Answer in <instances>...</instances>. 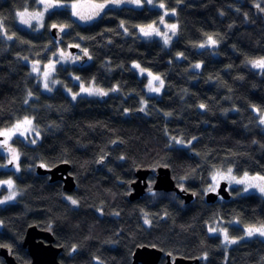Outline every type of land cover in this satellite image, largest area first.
I'll use <instances>...</instances> for the list:
<instances>
[{"label": "trees", "instance_id": "obj_1", "mask_svg": "<svg viewBox=\"0 0 264 264\" xmlns=\"http://www.w3.org/2000/svg\"><path fill=\"white\" fill-rule=\"evenodd\" d=\"M155 2L165 7H109L88 24L75 20L66 5L48 11L43 28L33 29L22 27L16 13L40 8L37 0H0V131L31 116L40 132L35 143L13 139L19 174L0 170V179L12 176L19 193L0 208V248L10 247L18 262L31 260L22 244L35 224L63 247L61 264H132L141 245L172 257H198L202 264H264L263 239L240 240L225 258L221 237L208 229L220 217L231 237L242 238L246 226L264 222V197L236 187L229 199L210 203L204 195L215 170L264 176V72L248 63L264 57V0ZM161 16L177 25L169 46L138 32L139 26L159 25ZM53 25L65 26L60 40L50 32ZM208 36L217 44L207 45ZM71 42L89 59L58 65L60 83L77 91L75 74L109 94L73 100L62 86L41 89L28 62L46 63ZM133 60L161 75L160 96L147 94L129 66ZM62 162L71 166L73 192L36 171ZM158 165L170 167L176 184L194 193L191 203L151 189L126 198L136 170Z\"/></svg>", "mask_w": 264, "mask_h": 264}, {"label": "rangeland", "instance_id": "obj_2", "mask_svg": "<svg viewBox=\"0 0 264 264\" xmlns=\"http://www.w3.org/2000/svg\"><path fill=\"white\" fill-rule=\"evenodd\" d=\"M38 4L40 5V8L38 9H35V11H32V10H26L27 12L29 13H42V17L38 18V19H33L31 20L30 24L28 25H25V24H21L20 22V19L19 17L16 15V21L22 26V27H26V28H33V29H41L43 28L44 26V17H45V14L50 11L51 9H56V8H61V7H64L66 5H68L70 7V9L72 10V15H73V11L74 9L72 8V5L73 4H76L77 5V8L75 9V11L79 12L81 15H89L91 14L93 11H94V8H93V5H98V4H106V7L101 10L100 14L106 9V8H109V7H120V5H126V6H134V7H141L145 4L151 6H157L160 8V4L158 2H155V0H152L151 3L148 2V0H140L139 3H136V0H121V2L119 3H109L108 0H104V1H94V0H77V1H73V2H70V3H63L59 0H37ZM47 3H51L53 4V7L51 8H46V4ZM25 11V10H24ZM18 12H22V11H18ZM167 12V11H165ZM168 15H169V12H167ZM99 15L95 16L92 20L90 21H84V20H81L79 18V16H74V19L81 22L82 24H88L89 22H92L94 20H96V18L99 17ZM155 27H157L161 33H164V32H167L168 35L172 38L174 35H172L171 33V30L166 28L165 25L166 24H174V23H171L170 21H168L166 19V17L164 18V24H159L157 25L156 23H153ZM149 25V24H148ZM141 27H144L146 30H147V25H142V26H139L137 27L138 28V32H139V35L141 37H144V38H147V39H152L153 37L154 38H158L161 40L163 46H169V44L171 43V39L169 41L168 44H165L164 43V39L162 36H157V35H152V36H149V37H145L141 31H140V28ZM60 30H63L59 27ZM177 29V28H176ZM70 46H75V47H78L76 44L74 43H68V44H65V46H58L57 50H56V54L53 58H51L50 60H48L46 63H41L39 61L35 62V61H29L28 64H30V73L34 76H36L37 80L39 81V84L41 85V89L46 92V93H49V92H52L53 90H55L56 88H58L59 86H62L63 90L66 92L67 95L71 96V98L73 100L81 97V96H85L87 98H101L103 95H89L87 92H82L81 91V87L83 86L84 88H89V89H99V90H103L105 93L109 94V91L99 87L96 83H94V81L91 80V82L89 83H84L82 82L81 80H79V78L73 74V78H74V81L79 84V88L77 91H73L72 89H69L67 87H64L61 83H60V80H58V78L56 77L57 74H56V71H57V67L58 65H63V66H68L69 64H75V63H78V58L80 56V53L76 52V53H71L70 50H69V47ZM61 54H63V57L65 58H62ZM33 64H37L38 66V69L39 71L37 72H34L32 70L33 68ZM49 64H53L54 67L52 68L51 72H50V75L48 77V80H47V83H48V86H49V89H45L44 87V83H45V78H44V72L48 71V69L45 67L46 65H49ZM134 64H138L140 67L137 68V67H134ZM201 66L200 63H197ZM131 70H135L137 75L142 78L144 81H145V85H144V89L145 91L147 92L148 95H152V96H155V95H158L160 96L162 94V92L164 91V80L162 79L161 75L156 73V72H153L152 70H149L145 67H142L140 65V63L136 60H133V62H131L129 64ZM194 68L197 69L194 65ZM200 68V67H199ZM141 69H144L145 71L142 73L141 72ZM151 72L153 76H159L161 80H163V87L160 86V83L159 81H154L153 82V87H161V90L159 93H156V92H150L149 89H148V81L151 77H149L148 73ZM78 78V79H77ZM75 94H78V95H75ZM75 95V98H73V96ZM143 102V105L146 104L145 101H142ZM264 115V114H263ZM27 117V116H26ZM25 117H22L20 119H18V121H22ZM28 118H30L32 120V128L34 129L33 131H30V132H27L25 133V135L21 136L19 135V133H16L14 135L11 136V138L8 139V142L7 144H4V137L3 136H0V153L3 155L4 157V161H0V170L3 169V170H7V169H10L12 168L14 172H16L17 174L20 173V153L18 150H16V148L12 145V141L15 137H21L23 139L26 140V142L28 143H32V141H38L40 140V132L38 130V128H36V125H35V122H34V118H32L31 116H29ZM18 121H16L14 124H16ZM14 124L8 126L7 128H2V130H5V129H8V128H11ZM176 140H181L180 138L179 139H173V142L176 143ZM177 144V143H176ZM179 145V144H178ZM183 145H187V143L184 142ZM10 149H15V153L18 155V158L10 163L9 161H11L13 159V153L10 151ZM227 169H222V171L220 172H223L225 174H227ZM217 170L213 171L212 172V176H211V183L208 187L205 188L204 192H207L209 187L211 185H213V175L216 174ZM232 175L235 176L237 179L243 177L244 174L242 175H238L236 173H234V171H232ZM249 176H257V175H260L258 173H255V174H251V173H248ZM262 176V175H261ZM218 178V184L215 185V189L218 188L220 186V182H222L224 179H219ZM8 180H11L13 182V189L15 192H16V197L15 199L13 200H9V201H6L4 203H0V208L1 206H4V205H7L13 201L16 200L17 196H18V190H17V186H16V182H14V178L12 176H10V178H6V179H0V182H3V181H8ZM227 181L228 185L231 187V188H238V191L241 193V194H245V193H257L259 195H261L262 197H264V193H261L259 191V189L257 188H250L248 191H244L245 189V185L243 184H237L235 182H232L230 183L228 180H225ZM10 194V189L8 187V185L6 183H0V201L4 200L5 197H7L8 195ZM144 221H148V219H146L145 217L143 218ZM148 223V222H147ZM230 224H236V222H231ZM258 225V224H257ZM208 229L210 228H213V227H217L218 229H221V230H227V233L229 235V232H228V226L225 225L224 221L220 218V217H214V219L212 221L209 222L208 224ZM247 227V226H246ZM245 230V228H244ZM210 232V231H209ZM212 234H218L221 239H222V244H223V248L225 249V258L227 257V254H228V251H229V248H231V246H233L234 244H229V245H225L223 243V240H224V237H223V234H222V231H217L215 233L213 232H210ZM230 238H234V237H231L229 235ZM261 238L264 240V236H260V235H253L251 237H248L245 235V231H244V234H243V237L242 238H235L237 240V242H239L240 240H246L248 238ZM236 244V243H235Z\"/></svg>", "mask_w": 264, "mask_h": 264}, {"label": "water", "instance_id": "obj_3", "mask_svg": "<svg viewBox=\"0 0 264 264\" xmlns=\"http://www.w3.org/2000/svg\"><path fill=\"white\" fill-rule=\"evenodd\" d=\"M50 32L55 40H60L62 31L57 27H53ZM71 53L79 52V49L75 46H70ZM81 55L78 62L85 64L89 59V54L85 50H80ZM85 52L87 54H85ZM104 160H99L98 167ZM36 171L39 174L49 175V180L61 181L63 184V190L67 192H73L76 186V180H74L71 174V166L68 162H62L52 167H46L37 165ZM150 175L154 176V181L149 183ZM135 179L130 183L131 190L128 192L127 199L130 201L139 199L148 193L149 189L155 192H174L177 196L183 198L185 204H189L194 200L195 196L193 192L188 191L184 187H180L176 184L175 178L171 173L170 167L166 165L148 166L147 168H138L134 173ZM207 202L213 203L219 196L223 199H229L231 197L228 189L227 181L220 182V186L217 191H208L205 194ZM22 246L25 247L30 256V262L24 264H61L59 261V254L62 252L63 247L54 244V234L48 229H41L37 225L30 226L26 232ZM132 264H159L164 251L158 249L155 246L141 245L135 248L133 251ZM0 257L4 259L5 264H22L16 260L13 256L12 249L8 246H2L0 248ZM166 264H200L201 260L198 257L187 258L182 256H175L171 259L170 254H166Z\"/></svg>", "mask_w": 264, "mask_h": 264}, {"label": "snow or ice", "instance_id": "obj_4", "mask_svg": "<svg viewBox=\"0 0 264 264\" xmlns=\"http://www.w3.org/2000/svg\"><path fill=\"white\" fill-rule=\"evenodd\" d=\"M109 3H119L121 2V0H108ZM140 0H136V3H139ZM149 3L152 2V0H148ZM53 7V4L51 3H47L46 4V8H51ZM106 7V4H98V5H93L94 11L89 14V15H81L79 12L75 11V9L77 8L76 4L72 5V8L74 9L73 11V15L74 16H79V18L81 20L84 21H90L92 20L95 16L99 15L101 10H103ZM161 8H164L165 5L163 3L160 4ZM261 11H264V9H261ZM168 13L165 12V15H167ZM172 14H175V10H172ZM16 15L19 17L21 24H25L28 25L30 24L31 20L33 19H38L40 17H42V13H29L26 10L22 11V12H17ZM155 23V22H154ZM160 24H164V17L161 16L160 20H159ZM53 27H56V25H53ZM65 26H61V29H63ZM166 28L171 30L172 35H175L176 33V28L177 25L175 24H166L165 25ZM3 29V23L0 22V30ZM141 33L145 36V37H149L152 35H157V36H162L164 39V43L168 44L171 37L168 35L167 32L161 33L160 30L154 26V24H149L147 25V30L144 27L140 28ZM9 39H12V37H8ZM217 40L214 39L212 36H208L206 44L209 46H214L217 44ZM200 47H205V44H201ZM85 54H87L85 52ZM62 58L63 54H61ZM25 59H27L25 57ZM248 63H250L252 65L253 68L256 69H260L262 72H264V57H261L259 59H252L249 60ZM48 71L44 72V78H45V83H44V87L45 89H49L47 80L48 77L50 75V72L52 70V68L54 67L53 64H49L45 66ZM134 67L139 68L140 66L138 64H134ZM196 68H199L200 65L196 64L195 65ZM32 70L34 72L39 71L37 64H33V68ZM145 70L141 69V72L143 73ZM149 77H151L148 81V89L150 92H156L159 93L161 90V87H163V80L160 79L159 76H153L151 72L148 73ZM78 79V78H77ZM154 81H159L160 86L161 87H153V82ZM115 90V89H113ZM81 91L82 92H87L89 95H107V93H105L103 90H99V89H89V88H84L83 86L81 87ZM29 95H31V93H29ZM78 95V94H75ZM75 95L73 96V98H75ZM201 108H204L205 105L201 104L200 105ZM141 111H143V109H141ZM260 123L264 124V115H261L260 117ZM34 129L32 128V120L28 117H25L22 121H18L16 124H14L11 128L5 129L0 131V136H3L4 139V144H7L8 139L11 138L12 135L19 133V135L23 136L25 135V133L33 131ZM175 140V138H173ZM195 139V137L193 138ZM32 143H35V141H32ZM177 144L183 145L184 141L183 140H176ZM189 144L191 143V141L188 142ZM10 151L13 153V159L11 161H9L10 163L14 162L17 158L18 155L15 153V149H10ZM43 166V165H42ZM232 168H228L227 169V174L220 172L219 170H217L216 174L213 175L212 179H213V185H211L208 189V191H215V185L218 184V178L219 179H224V180H228L230 183L235 182L237 184H243L245 185V189L244 191H248L250 188H257L259 189V191L261 193H264V176L261 175H257V176H249L247 172L244 173L243 177L237 179L235 176L232 175ZM0 183H6L10 189V194L4 198V200L0 201V203H4L6 201L9 200H13L16 197V192L13 189V182L11 180L8 181H3ZM69 199L71 200V203L73 205H75L77 203L76 200H72L71 197H69ZM146 223L148 222L147 220L145 221ZM210 232H217V231H222L224 240L223 243L225 245H229V244H235L237 242V240L235 238H230L227 230H221L218 229L217 227H213L209 229ZM245 235L248 237H251L253 235H260V236H264V222L259 223L258 225H249L245 228Z\"/></svg>", "mask_w": 264, "mask_h": 264}, {"label": "flooded vegetation", "instance_id": "obj_5", "mask_svg": "<svg viewBox=\"0 0 264 264\" xmlns=\"http://www.w3.org/2000/svg\"><path fill=\"white\" fill-rule=\"evenodd\" d=\"M217 189L218 188H216L215 189V191H217ZM228 189H229V191H230V193H231V187L228 185ZM149 192H152L151 190H149ZM161 192V191H160ZM160 192H158V193H160ZM208 192V191H207ZM213 192V191H212ZM206 193V192H205ZM169 196H173V197H179V199H180V202L182 203V204H185L184 203V200H183V198L182 197H180V196H177L174 192H170V193H167ZM217 200H223V198L221 197V196H219L218 198H217ZM165 256H166V254L164 253V255L162 256V259L160 260V263L159 264H166V258H165ZM175 256H171V259H173ZM3 259V258H2ZM4 260V259H3ZM201 260V263L200 264H202V263H204L205 262V260H203L202 261V259H200ZM5 264V263H4Z\"/></svg>", "mask_w": 264, "mask_h": 264}]
</instances>
